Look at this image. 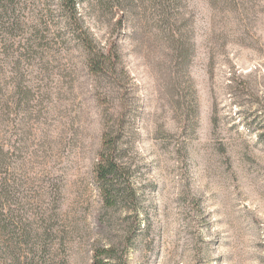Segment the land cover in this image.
Listing matches in <instances>:
<instances>
[{"label": "rangeland", "instance_id": "374dc122", "mask_svg": "<svg viewBox=\"0 0 264 264\" xmlns=\"http://www.w3.org/2000/svg\"><path fill=\"white\" fill-rule=\"evenodd\" d=\"M60 1L0 0V264H264V0H77L108 74Z\"/></svg>", "mask_w": 264, "mask_h": 264}, {"label": "trees", "instance_id": "16d2710c", "mask_svg": "<svg viewBox=\"0 0 264 264\" xmlns=\"http://www.w3.org/2000/svg\"><path fill=\"white\" fill-rule=\"evenodd\" d=\"M60 4L65 13L68 25L75 29L78 39L90 55L88 59V67L91 73L108 74L115 71L116 66L120 62L116 39L109 42L107 51L104 53L102 50L98 49L86 30L81 26L78 17L77 0H61ZM121 24L122 17L119 20V25ZM103 145L105 148L95 166V176L101 184L104 197L107 201V206L112 207L115 204V199L111 195L109 186L123 171V167L115 159L116 139L110 134H106ZM128 186L130 188V184H128ZM131 193L133 194L132 190ZM132 197L134 198V195H132ZM113 252V248L95 250L94 264H104L105 259L113 257Z\"/></svg>", "mask_w": 264, "mask_h": 264}]
</instances>
